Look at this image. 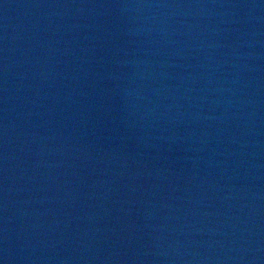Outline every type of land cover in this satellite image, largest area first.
<instances>
[{
	"label": "water",
	"instance_id": "water-1",
	"mask_svg": "<svg viewBox=\"0 0 264 264\" xmlns=\"http://www.w3.org/2000/svg\"><path fill=\"white\" fill-rule=\"evenodd\" d=\"M0 264H264V0H0Z\"/></svg>",
	"mask_w": 264,
	"mask_h": 264
}]
</instances>
